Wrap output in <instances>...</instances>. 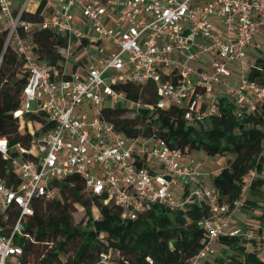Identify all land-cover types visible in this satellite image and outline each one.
<instances>
[{
	"label": "built area",
	"instance_id": "2783aa9c",
	"mask_svg": "<svg viewBox=\"0 0 264 264\" xmlns=\"http://www.w3.org/2000/svg\"><path fill=\"white\" fill-rule=\"evenodd\" d=\"M37 10L38 20H23ZM1 26L5 46L29 73L14 116L33 140L27 150L15 146L17 186L0 180V221L10 212L17 216L8 235L0 227V264H28L20 260L17 240L33 214L32 201L56 198L55 186L75 175L85 193L105 195L104 204L111 201L122 219L136 220L154 206L170 213L206 207L208 215L197 222L205 241L190 264L213 255L222 237L257 242L264 253V231L233 226L242 198L220 201L213 174L201 173L186 149L162 139L122 137L101 117L105 105L133 114L173 107L183 109L185 121L198 123L220 115L221 96L233 103L237 118L254 113L264 105V87L248 79L246 50L264 36V0H23L17 9L13 0H0ZM36 30H50L61 40L58 64L34 53L29 35ZM148 84L155 89L154 104L130 100L117 89L142 91ZM38 112L53 127L35 137L23 115ZM0 154L8 158L5 139ZM254 176L247 175L241 197ZM95 264L116 263L103 253Z\"/></svg>",
	"mask_w": 264,
	"mask_h": 264
},
{
	"label": "trees",
	"instance_id": "16d2710c",
	"mask_svg": "<svg viewBox=\"0 0 264 264\" xmlns=\"http://www.w3.org/2000/svg\"><path fill=\"white\" fill-rule=\"evenodd\" d=\"M13 1L17 9L21 1ZM38 13L39 10L35 14H25L23 20H38ZM6 35L1 26L0 139L6 140L8 158L0 154V180L15 188L18 173L12 160L19 155L15 146L27 150L33 138L27 127H21L19 118L14 116L21 108L22 92L29 73L24 60L5 46ZM29 37L36 46L34 53L39 60L52 65L61 61L57 53L61 40L54 32L36 30ZM248 79L264 87V56L256 58L250 65ZM117 89L130 100L148 104L156 102L155 89L151 84L142 91L130 85ZM218 104L219 116H211L198 123L185 121L183 109L173 107L154 112L141 109L133 117H128L126 109L105 105L101 109V117L112 123L122 137L162 139L171 146L186 149L189 154L202 152L208 157L231 155L232 159L226 166L211 176V184L220 201L231 203L242 198L241 208L247 206L259 210L252 221L260 233L264 231V105L239 119L228 97L221 96ZM23 119L31 123L35 137L53 127L41 112L23 115ZM252 172L255 176L245 194L253 196V199L244 197L245 194L241 197L242 186ZM55 187L56 198H35L32 201L33 214L23 225V235L17 240L22 247L20 260L23 263L95 264L100 254L108 253L116 264H190L203 247L205 233L197 222L208 215L206 207L188 206L170 213L154 206L136 220H128L121 218L120 210L111 201L104 204L105 195L85 193L83 180L77 175L65 178ZM93 207L99 212L98 219L91 215ZM77 209L87 216L83 228L73 224L72 213ZM16 217L14 212H10L6 222L0 221L2 234L8 235ZM222 238L227 239L231 252L225 255V260L215 258V264H264L257 242L240 237Z\"/></svg>",
	"mask_w": 264,
	"mask_h": 264
},
{
	"label": "rangeland",
	"instance_id": "374dc122",
	"mask_svg": "<svg viewBox=\"0 0 264 264\" xmlns=\"http://www.w3.org/2000/svg\"><path fill=\"white\" fill-rule=\"evenodd\" d=\"M34 5L30 6V8H33ZM262 56H264V36H258L254 39L252 46L246 50V60L249 64H253L256 58ZM72 63L73 61L71 60L70 64ZM205 98L208 99V96H205ZM31 109L32 110L35 109V106L33 104H31ZM85 112L87 113V115L90 116L89 111H85ZM133 115L134 114L132 112H128V111L126 112V116L128 117H133ZM191 157L195 160L197 168L200 169V172L203 174H214L221 168L225 167L229 159H232L231 155L208 157L202 152L191 153ZM207 181L209 180L207 179ZM244 197H248V199H253V196L247 195V193L245 194ZM258 214H259V210H253L251 207L245 206L239 209L237 213H235L233 222L235 223L237 218L238 224L255 225V223L252 220L253 217H255ZM91 215L94 219H98L100 217L99 212L95 207L91 209ZM72 217H73V224L75 226H79L80 228L84 227L87 220V216L81 209L75 210V212L72 213ZM239 219H242L243 221L240 222ZM257 249L258 251H260L261 247L257 246ZM230 252L231 250L229 249L227 239L222 238L215 244L214 254L199 264H215L214 261L215 258H221L225 260V255L230 254ZM261 256H264V253H262ZM61 258L63 259L64 257L61 256Z\"/></svg>",
	"mask_w": 264,
	"mask_h": 264
},
{
	"label": "crops",
	"instance_id": "0c3cea01",
	"mask_svg": "<svg viewBox=\"0 0 264 264\" xmlns=\"http://www.w3.org/2000/svg\"><path fill=\"white\" fill-rule=\"evenodd\" d=\"M199 171H200V169H199ZM206 184H210V181H206ZM237 213V212H236ZM239 221L241 222V221H243L242 219H239ZM239 225H242V224H238L237 223V218H236V222L234 223V225L233 226H239Z\"/></svg>",
	"mask_w": 264,
	"mask_h": 264
}]
</instances>
